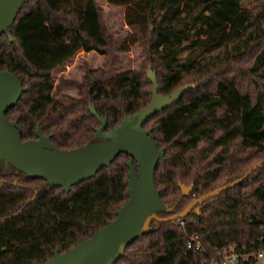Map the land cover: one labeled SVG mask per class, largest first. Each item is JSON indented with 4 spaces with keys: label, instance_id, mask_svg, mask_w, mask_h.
Listing matches in <instances>:
<instances>
[{
    "label": "trees",
    "instance_id": "obj_1",
    "mask_svg": "<svg viewBox=\"0 0 264 264\" xmlns=\"http://www.w3.org/2000/svg\"><path fill=\"white\" fill-rule=\"evenodd\" d=\"M107 1L126 5L129 40L112 37L97 0L24 1L8 29L11 38L0 35V70L28 88L6 117L23 140L35 139L39 126L58 148L71 149L93 141L100 123L89 106L107 119L108 130L149 104V69L159 94L193 84L143 125L165 149L154 181L170 210L157 215L180 213L264 160V6L247 8L242 0ZM140 42L149 64L145 76L117 70L119 51ZM80 50L105 55V63L85 67L77 97H55L75 83L60 79L54 88L53 72ZM246 58L249 64H241ZM129 158L118 154L69 192L0 161V264H40L114 219L128 198ZM178 183L194 188L185 195ZM199 207V215L151 221L114 264H208L187 249L191 232L212 255L228 245L264 250V166Z\"/></svg>",
    "mask_w": 264,
    "mask_h": 264
},
{
    "label": "water",
    "instance_id": "obj_2",
    "mask_svg": "<svg viewBox=\"0 0 264 264\" xmlns=\"http://www.w3.org/2000/svg\"><path fill=\"white\" fill-rule=\"evenodd\" d=\"M25 0H0V35H11L9 27L14 23ZM147 79L152 83L151 99L147 106L133 115H126L116 126L106 130L107 119L94 107L88 110L100 123L95 129L93 141L71 149H60L50 135H44L40 127L36 138L23 140L14 121L6 112L20 99L28 88L8 70H0V161L4 167L11 165L32 178H41L51 187L69 192L71 187L84 179L93 177L102 167H108L120 153L130 155L128 166V198L115 211V218L96 229L86 240L79 241L63 253L55 251L40 264H114L123 256L125 248L136 238L149 231L151 221L167 222L191 213L199 215V205L210 198L240 184L260 166L255 163L238 179L219 186L191 201L180 213L159 216L170 210L160 198L154 181L159 161L164 160L165 149L159 148L144 123L156 113L176 104L194 85L188 84L173 90L169 95L158 93L157 77L151 69ZM133 160L136 165L133 164ZM182 194L189 195L194 185L178 183Z\"/></svg>",
    "mask_w": 264,
    "mask_h": 264
},
{
    "label": "rangeland",
    "instance_id": "obj_3",
    "mask_svg": "<svg viewBox=\"0 0 264 264\" xmlns=\"http://www.w3.org/2000/svg\"><path fill=\"white\" fill-rule=\"evenodd\" d=\"M97 3L101 9L103 20L112 37L117 40H129V35H132L133 28L129 27L125 21L126 5L113 4L107 0H97ZM242 4L244 7L256 9L258 7L261 8L264 6V0H242ZM128 44V50L119 51L120 65L117 67V70L120 72L130 70H139L140 72L143 71L144 77L145 70L149 64L147 55L143 52V43L140 42V44ZM105 59V55H101L95 51H78L72 59L66 61L61 67L57 68L53 72L54 88L58 85L60 79L72 81L75 84L70 88H61L60 91L54 93V96L58 97L63 95H71L77 97V86L83 83V73L85 67L94 69L99 68L105 63ZM247 59L248 58L242 61L241 64L245 65L248 63ZM157 71L158 75L159 73L161 75V70ZM151 88L152 84L147 83L146 89L149 92V95ZM260 261L261 264H264V260Z\"/></svg>",
    "mask_w": 264,
    "mask_h": 264
},
{
    "label": "built area",
    "instance_id": "obj_4",
    "mask_svg": "<svg viewBox=\"0 0 264 264\" xmlns=\"http://www.w3.org/2000/svg\"><path fill=\"white\" fill-rule=\"evenodd\" d=\"M181 227H185L184 221L178 223ZM186 246L187 249L200 253L206 257L208 264H252L250 259L255 260V264H261L260 260H264V250L254 249L250 252H245V248L240 251L235 245H228L216 249L215 253L209 254L206 250L202 239L196 232L186 233Z\"/></svg>",
    "mask_w": 264,
    "mask_h": 264
}]
</instances>
